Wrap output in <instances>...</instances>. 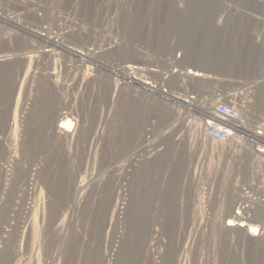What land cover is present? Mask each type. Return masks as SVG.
I'll return each instance as SVG.
<instances>
[{
	"label": "rangeland",
	"instance_id": "374dc122",
	"mask_svg": "<svg viewBox=\"0 0 264 264\" xmlns=\"http://www.w3.org/2000/svg\"><path fill=\"white\" fill-rule=\"evenodd\" d=\"M127 66L244 130L203 143ZM263 138L264 0H0V264H264Z\"/></svg>",
	"mask_w": 264,
	"mask_h": 264
},
{
	"label": "built area",
	"instance_id": "2783aa9c",
	"mask_svg": "<svg viewBox=\"0 0 264 264\" xmlns=\"http://www.w3.org/2000/svg\"><path fill=\"white\" fill-rule=\"evenodd\" d=\"M139 71V68L132 66L124 68L125 75L141 89L147 91V93L154 95L158 94L166 98L169 97V92H167L162 85L156 84L152 81L137 79L136 75H138ZM202 78L208 79L207 76H203ZM160 86L162 88H160ZM179 95L183 96L181 98V103L183 102L184 107L189 111L196 112L200 115L198 118L204 122L202 133L206 140L226 143L234 138L236 133L241 132V125L243 122H241L239 113L242 106L231 96L221 97L218 94H209V96L201 100L196 95L186 92L185 94H178L177 96L173 94L172 97H179ZM196 102L200 103L201 106L204 105L202 112L198 111L199 109H193V105H195ZM257 152L264 156V139L262 145L257 149ZM238 213L239 212H236L237 215Z\"/></svg>",
	"mask_w": 264,
	"mask_h": 264
},
{
	"label": "bare ground",
	"instance_id": "6f19581e",
	"mask_svg": "<svg viewBox=\"0 0 264 264\" xmlns=\"http://www.w3.org/2000/svg\"><path fill=\"white\" fill-rule=\"evenodd\" d=\"M67 33V32H66ZM34 35H36V36H39V34H37V33H35ZM51 41V40H50ZM57 41V40H56ZM53 42V41H52ZM74 51V50H73ZM77 56L78 57H80V53L78 54L77 53ZM76 56V57H77ZM182 73V72H181ZM184 74V75H183ZM182 75H183V77H186V78H189V79H200L201 77H199V75H197L195 72H193V71H191V70H188V71H184V73H183ZM178 75V74H177ZM179 76H181V74L179 75ZM162 88V87H161ZM19 93V92H18ZM168 94V93H167ZM169 95V97H168V99H170V100H173V101H181V96H179V97H172V95L173 94H168ZM178 95V94H177ZM176 95V96H177ZM148 99V98H147ZM150 101V100H149ZM146 102V101H145ZM144 103V102H143ZM150 104V103H149ZM18 105V104H17ZM135 107V106H134ZM15 108H17V107H15ZM196 109V110H198V111H200V112H202L203 111V108H204V105L203 106H201V104L200 103H195V105H193V109ZM15 113H16V111H15ZM239 116H240V114H239ZM240 119H242L241 118V116H240ZM242 122V121H241ZM13 123V122H12ZM61 123H63V125H60V126H58L57 127V134L58 135H60V136H67L69 133H68V130H65L64 128V125L66 126V124H68L69 123V120H65L64 122H61ZM60 123V124H61ZM195 126H196V128H197V130L199 131V129L201 128H203V126H204V122L201 120V121H196L195 122ZM241 131H243L244 129H243V127H244V124L242 123V125H241ZM170 128L168 127V130H169ZM248 132H250V134H253V131L252 130H250V131H248ZM235 137V136H234ZM236 138V137H235ZM264 139V138H263ZM232 140V139H231ZM236 141V140H235ZM207 142V140H206V138L204 139L203 138V143H206ZM213 144V143H212ZM13 150V149H12ZM259 156L261 155V154H258ZM262 156V155H261ZM263 158H264V156H262V157H257V160H258V163H260V164H262V166H263V163H264V160H263ZM82 188V186L81 185H77L76 186V189L78 190V189H81ZM117 207V206H116ZM115 207V209L112 211V216H115V215H117L118 213H119V210H118V208H116ZM236 215V214H235ZM36 222V221H35ZM236 222V223H235ZM248 226V225H247ZM32 228V233H33V237L36 235V233H37V231H39L38 230V228H37V226H36V224L34 223L32 226H31ZM223 228H224V230L227 232H232V231H235V232H237L238 234H243L245 237H247L249 240H251V241H256L255 239V237H257L258 236V230H257V228L256 227H252V226H249L248 228L247 227H245V224L243 223V221H241V219H239V218H233V219H229V220H227L226 221V223L224 224V226H223ZM25 232V231H24ZM260 235V234H259ZM32 236V235H31ZM32 238V237H31ZM258 238H261V235H260V237H258ZM257 238V239H258ZM31 240H33V238L31 239ZM35 241H36V239H34ZM32 242V241H31ZM34 242V241H33Z\"/></svg>",
	"mask_w": 264,
	"mask_h": 264
}]
</instances>
